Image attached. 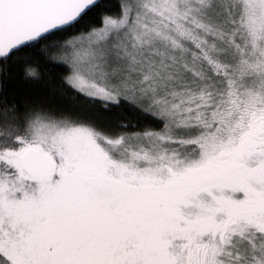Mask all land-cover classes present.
Here are the masks:
<instances>
[{
	"label": "snow or ice",
	"instance_id": "1",
	"mask_svg": "<svg viewBox=\"0 0 264 264\" xmlns=\"http://www.w3.org/2000/svg\"><path fill=\"white\" fill-rule=\"evenodd\" d=\"M0 264H264V0H0Z\"/></svg>",
	"mask_w": 264,
	"mask_h": 264
}]
</instances>
